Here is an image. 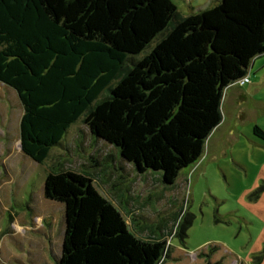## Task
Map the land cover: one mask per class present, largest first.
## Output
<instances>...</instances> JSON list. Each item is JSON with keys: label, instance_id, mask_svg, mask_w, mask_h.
Returning a JSON list of instances; mask_svg holds the SVG:
<instances>
[{"label": "trees", "instance_id": "trees-1", "mask_svg": "<svg viewBox=\"0 0 264 264\" xmlns=\"http://www.w3.org/2000/svg\"><path fill=\"white\" fill-rule=\"evenodd\" d=\"M261 56L264 0H216L188 15L173 0H0V82L17 93L20 149L38 163L79 142L91 158L116 149L174 184L220 123L224 89ZM253 133L264 139L260 126ZM72 156L43 183L64 205L56 264H159L171 217L158 239L136 235Z\"/></svg>", "mask_w": 264, "mask_h": 264}, {"label": "rangeland", "instance_id": "rangeland-1", "mask_svg": "<svg viewBox=\"0 0 264 264\" xmlns=\"http://www.w3.org/2000/svg\"><path fill=\"white\" fill-rule=\"evenodd\" d=\"M173 1L180 15L216 2ZM247 78V98L241 116L230 121L232 131L222 126L208 137L201 156L170 185L157 179L161 172L138 173L116 149L91 158L79 142L72 150L56 146L44 162L34 161L20 149L22 104L0 82V264H56L64 205L44 197L43 183L49 171L72 163V154L86 163L81 169L136 235L158 239L159 224L171 217L159 264H264V139L252 131L256 124L264 130V71L252 67ZM80 126L81 119L69 127L64 144L73 143Z\"/></svg>", "mask_w": 264, "mask_h": 264}, {"label": "crops", "instance_id": "crops-1", "mask_svg": "<svg viewBox=\"0 0 264 264\" xmlns=\"http://www.w3.org/2000/svg\"><path fill=\"white\" fill-rule=\"evenodd\" d=\"M256 62H257V58L252 62L249 70L252 67L253 68L255 67V70L263 72L264 71V61L261 60L258 63V65L255 66ZM248 75H249V71H248ZM248 82H250V80ZM245 84L246 83H243L241 86H238L236 84H231L224 89L222 102H221V107H222L221 110H223L224 113H223V111L221 112L223 114H222V119H221L220 123L209 134L208 137H210V139H211V137H214L216 135V133L221 129L222 126L226 127L225 130L232 131V129H233L232 125L229 126L230 121L233 118H235L236 116H241L240 111L243 109L244 102L246 101V98H247L248 91L246 90L247 91L246 92L245 89H242ZM227 108H229V109H227ZM225 112H226V114H225ZM256 125H258V124H256ZM227 126H229V127H227ZM258 126H260V125H258ZM252 131H253V129H252Z\"/></svg>", "mask_w": 264, "mask_h": 264}, {"label": "built area", "instance_id": "built-area-1", "mask_svg": "<svg viewBox=\"0 0 264 264\" xmlns=\"http://www.w3.org/2000/svg\"><path fill=\"white\" fill-rule=\"evenodd\" d=\"M249 81V79L246 77H243L241 80H239V82L243 83H247Z\"/></svg>", "mask_w": 264, "mask_h": 264}]
</instances>
